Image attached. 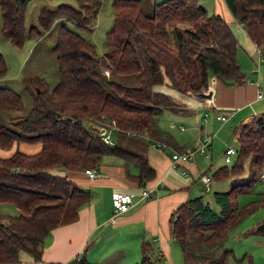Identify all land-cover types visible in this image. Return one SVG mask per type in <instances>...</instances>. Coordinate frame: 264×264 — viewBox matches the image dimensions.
Returning <instances> with one entry per match:
<instances>
[{
    "label": "trees",
    "instance_id": "obj_1",
    "mask_svg": "<svg viewBox=\"0 0 264 264\" xmlns=\"http://www.w3.org/2000/svg\"><path fill=\"white\" fill-rule=\"evenodd\" d=\"M29 0H0V33L22 47L38 38L53 22L64 18L74 29L59 25L51 47L57 80L43 76L21 79L30 95V108L21 112V96L0 85V148L13 143H40L35 152L16 149L0 156V202L17 208L0 212V263L18 262L21 253L41 259L43 240L59 225L75 221L90 190L54 170L98 169L104 155L133 164L132 176L140 185L154 176L143 152L105 143L97 127L112 120V132L145 136L163 142L170 133L161 129L164 111L181 105L156 85H167L187 95L208 93L209 74L227 84L243 83L245 70L237 57L238 41L229 23L217 12L209 13L199 0H152L145 10L139 0H112L113 19L106 32L108 49L99 54L83 37L90 32L99 0H76L42 6L37 23L25 25ZM250 39L264 50V0H224ZM7 67L0 53V77ZM188 147H178L176 151ZM231 165L216 167L211 180L234 177L253 155L248 180L227 190H214L213 207L202 195L188 198L170 214L169 230L177 241L183 264H230L233 250L223 245L227 231L253 208L264 206L261 197L240 206L238 195L260 180L264 166V111L238 126ZM138 264H153L147 242ZM247 255L244 254L243 258ZM70 264H94L85 256ZM254 264V263H251Z\"/></svg>",
    "mask_w": 264,
    "mask_h": 264
},
{
    "label": "crops",
    "instance_id": "obj_2",
    "mask_svg": "<svg viewBox=\"0 0 264 264\" xmlns=\"http://www.w3.org/2000/svg\"><path fill=\"white\" fill-rule=\"evenodd\" d=\"M207 5L204 3L203 6L208 8L212 5V11L225 18L236 36L239 44L237 57L245 70V81L227 84L211 73L208 78L209 97L187 95L167 85H156V90L169 94L181 108L164 111L159 118L161 129L171 135L169 140L161 142L145 134L138 137L142 138V152L154 169V176L143 186H156L155 192L141 197V185L132 176L137 173V167L126 165L121 158L109 154L103 156L95 178H89L83 170H54L88 188L89 201L79 208L75 221L49 231L43 240L41 259L34 260L21 253L20 261L0 264H70L76 255H84L94 264H135L141 260L144 242L150 245L153 264L157 260L162 264H183L180 247L170 234V214L188 198L203 196V191L230 188L232 177L229 181L228 178L211 180L210 188L206 190L200 174H209L206 169L214 170L223 165L224 149L231 145V136L236 137L238 126L264 111V96L256 97L259 89L264 91V50L250 39L224 0H214ZM31 45L32 49L36 46L34 43ZM231 108L235 111L228 119L223 121L217 117ZM206 133L212 135L207 150L221 147L223 162L213 161L209 153L196 152L190 159L180 161L177 167L171 166V154L178 147H189ZM208 157L209 161L204 160ZM212 162L215 163L214 168ZM115 190L133 195V204L128 210L114 212L111 193ZM247 257L250 264L254 263L251 256Z\"/></svg>",
    "mask_w": 264,
    "mask_h": 264
},
{
    "label": "rangeland",
    "instance_id": "obj_3",
    "mask_svg": "<svg viewBox=\"0 0 264 264\" xmlns=\"http://www.w3.org/2000/svg\"><path fill=\"white\" fill-rule=\"evenodd\" d=\"M141 6L145 10L150 9L152 0H139ZM201 4L207 5L214 2V0H199ZM60 2H67L73 6H77L76 0H29L25 9V25L29 26L32 23H37V16L39 9L42 6L54 7ZM208 6V5H207ZM209 13H212V5L206 8ZM113 19V4L112 0H99L98 12L96 18L90 24V32H83L82 35L88 41L94 44L96 51L102 54L108 49V42L106 39V32L110 28ZM74 29V25L71 21L64 18H59L53 22L52 26L45 30L43 34L37 38H27L22 47L13 45L8 39L4 38L0 33V53L2 54L7 70L6 73L0 77V85L7 86L16 91L21 96V112L25 113L30 108V95L24 89L21 79L23 77L40 75L43 76L46 81L53 85L57 80V66L54 60V53L51 51V47L55 42L56 31L59 25ZM0 27H1V15H0ZM36 41V42H35ZM35 48L32 49L33 45ZM31 48V50H30ZM208 134V133H206ZM111 137L114 143L123 146L125 148L142 152L141 143L142 138L134 136H126L117 132H112ZM231 146H236V137L231 136L229 139ZM195 143L189 147L194 146ZM224 147V146H223ZM40 148V143L19 142L13 143L8 148H0V156H7L16 149L24 152H35ZM211 155L213 161H222L223 154L221 147H216L213 151L207 150ZM201 155V154H200ZM203 158V156H201ZM252 159L253 155H249L244 161V170L242 173L236 175L231 183H241L248 180L252 174ZM204 160L209 161V157ZM232 162V161H231ZM231 162L226 164L231 165ZM225 164V162H223ZM209 165V162H208ZM213 168L215 163L212 162ZM207 173H211L212 170L206 169ZM264 172V166L263 170ZM231 179V178H230ZM229 181V178H228ZM229 189V187H227ZM227 190V189H226ZM264 190V180H258L250 191L240 193L238 195V204L240 206L249 203L261 196V192ZM213 190L203 191L205 200L211 201L210 204L213 207L215 203L212 197ZM17 208L13 205L0 202V212L4 214H15ZM264 222V206H253L249 212H247L241 220H239L233 227H231L224 236L222 241L223 245L233 250V256L230 257V264H250L248 255L253 258L255 264H264V231L258 230L257 227L260 223ZM247 256L243 258V255ZM138 264V263H135ZM156 264H162V261L156 262Z\"/></svg>",
    "mask_w": 264,
    "mask_h": 264
},
{
    "label": "built area",
    "instance_id": "obj_4",
    "mask_svg": "<svg viewBox=\"0 0 264 264\" xmlns=\"http://www.w3.org/2000/svg\"><path fill=\"white\" fill-rule=\"evenodd\" d=\"M252 70H255L252 68ZM264 96V91L258 90L256 93L257 98H261ZM235 109L231 108L227 111L221 112L217 115V117L220 120H226L229 117H231L234 114ZM114 125V121L112 120L110 123L106 125H100L97 127L100 138L105 142L112 144L113 140L110 136L111 128ZM212 140V135L210 133L204 134L201 136L198 141L195 143L194 146L188 147L185 150L182 151H174L171 154V166L177 167L178 163L180 161H185L190 159L196 152L201 153L203 155H208L207 147H209V143ZM235 153V148L231 145H227L224 149V160L226 162L231 161L233 154ZM83 172L89 177V178H95L98 176V170L91 167H86L83 169ZM260 178L264 180V172L261 173ZM200 179L204 184V187L206 190H209L210 183H211V177L209 174L202 173L200 174ZM140 195L141 197H148L152 193L155 192L156 186L148 187V186H140ZM111 202L115 213H121L126 210H128L131 205L133 204V195L130 192L126 191H119L115 190L111 193ZM81 258V255H76L74 257V260H79Z\"/></svg>",
    "mask_w": 264,
    "mask_h": 264
},
{
    "label": "water",
    "instance_id": "obj_5",
    "mask_svg": "<svg viewBox=\"0 0 264 264\" xmlns=\"http://www.w3.org/2000/svg\"><path fill=\"white\" fill-rule=\"evenodd\" d=\"M31 25V24H30ZM210 93H201L203 97H209ZM258 230L264 231V222L260 223L257 227Z\"/></svg>",
    "mask_w": 264,
    "mask_h": 264
}]
</instances>
